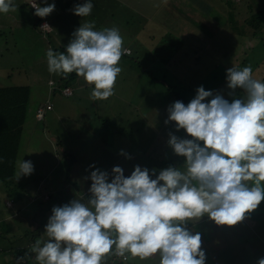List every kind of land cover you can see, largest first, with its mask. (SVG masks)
I'll list each match as a JSON object with an SVG mask.
<instances>
[{"label":"rangeland","instance_id":"1","mask_svg":"<svg viewBox=\"0 0 264 264\" xmlns=\"http://www.w3.org/2000/svg\"><path fill=\"white\" fill-rule=\"evenodd\" d=\"M31 1L33 0L29 2L28 0H14L17 6L15 12L0 13V87L16 84L29 86L30 101L45 102L51 95L50 101L53 104V110L47 112L44 123L40 122L37 125L35 123L31 126L33 132L30 131V133L31 136L34 134L33 140L25 137V143L20 144L22 148L17 156V161L22 159L31 161L34 166L33 173L30 176L21 177L19 180L15 176L12 181H0V222L3 223L1 226L3 227L5 224L10 232L6 234V240L0 238V242H4L3 245L7 247L3 252L4 256L0 258V263L9 262L11 256H8V252H10L8 247L10 244L14 248L13 252L18 253L20 249H15L14 245L23 243L31 237V234L32 237L34 236L32 238L34 241L44 236L45 226L52 214L51 208L63 206L81 196L87 199L91 187V180L88 177L92 171L96 169L106 171L109 174L110 182L112 169L119 166L122 168L125 177H129L136 166H140L142 169L146 167L143 164L142 158L145 157V153L142 148L147 144L149 146L148 149L146 148L147 152L153 153L156 149L162 148L164 143L169 146L168 132H172V129L175 128L167 127L162 120L155 122V119L162 116V110L168 101L171 100L170 102L174 104L177 100L172 97L168 99L170 92L167 91V86L157 84L158 89L152 90L153 87H150L146 81L140 80L139 69L135 67L136 61H132L133 67L128 71L130 77H124L123 82H121L122 71L126 62L124 56L118 65L122 71L116 79L115 94L104 100V103H100L104 106L103 110L102 108L101 110L93 108L86 111L89 109L86 92L83 95L77 94L75 96L73 94L64 96L59 92L51 94L47 83L48 76H51L46 60V52L49 48L54 52H63L59 48H66L72 39L73 32L79 28L81 23L95 21V30L98 29L97 27H101L98 30L118 28L123 41L128 43L129 47L140 45L149 47L145 51V57H143L145 60L150 51L155 49H151L152 46L170 43L168 41L175 37V34H170V36L164 34L166 31L174 32L183 37L182 40L185 43L181 50H177L175 55L172 53L170 56L177 60L176 70L173 72L180 75V78L177 80L172 75V79L168 80L169 84L175 82L176 86H181V84L185 86L187 83H193L198 85L197 88L203 86L206 91L219 92L230 102L233 95H229L230 90L227 88V70L233 66L242 69L244 66L237 65V63L243 52L246 55L251 44L257 47L264 40L263 38H254L252 43L243 42L244 44L235 51L233 48L228 50L229 63L224 66L219 56H216V59L213 58V54L217 52L214 45L216 44L218 50H221L224 42L222 39L225 35H234L242 31L249 35L251 32H258V29L263 31L262 22L258 23L253 18L251 19V13L246 15L241 11L240 13L235 12L234 15L240 20L231 22L227 15L231 6L225 0H207L210 4L205 0H92V12L85 18L74 15L72 9L76 4H82L86 0H47V4L44 3V0H37L41 7L55 3V10L48 16L50 20H48V24L50 27L52 25L53 28L45 33L39 30L37 21L46 20L35 16V9H29ZM245 1L249 2L250 0ZM195 5L198 8L194 9ZM249 6H253L252 3ZM201 8H203L204 14L200 13ZM193 12L197 16H193L191 14ZM262 14L264 16V10ZM209 15L214 16V18ZM197 20L203 25L207 24L209 28L220 30L221 42L212 39L211 46L207 44L209 41L205 38L200 39L199 28L202 27L201 23L199 22L200 24L195 27L193 22H198ZM252 24H259V26L254 28ZM6 25L8 26L6 27ZM152 27H155L156 34L159 32L156 37L152 31L151 33H144ZM167 27H170L169 30ZM129 34L131 37L128 36ZM141 34H145L144 37H141ZM149 34H151L150 38ZM178 42V40L173 39V43ZM191 43H197L195 47L202 46L209 59L205 60L206 57L202 54L201 60L198 59L200 62L195 61L193 64L189 59H194L197 55L194 51L195 47H188ZM212 58L215 62L220 63L221 67L210 65ZM143 59L141 60L144 61ZM248 65V61H245V66ZM125 67L128 68L129 64L127 63ZM221 74L224 75L223 78H219ZM54 76L57 82L60 81L58 75L55 74ZM253 76L264 82L262 80L264 65L254 68ZM80 83L82 82L80 81ZM214 86L218 87L214 89ZM88 87L92 91L93 87L89 85ZM172 90L181 98L183 93H186L184 89L179 90L178 87L174 86ZM234 96L236 98L242 97V90L237 89ZM162 104L164 105L163 109L160 107ZM100 114L112 125L117 124L118 130L126 132L130 129L132 133H129L125 139H119L118 136L116 139H112L111 136L106 135L103 124L96 119V116ZM27 115H29L28 112ZM162 119H168L167 114ZM144 121L163 139L150 137V139L143 141L140 136H145V131L142 133V130L140 136H138V131L142 128ZM124 126L127 127L124 128ZM44 128L47 129V133L43 132ZM66 128L67 132H65ZM54 136L60 140L62 145L60 148L62 151H66L68 156L62 154L57 158L62 151H59L55 145ZM110 144L117 148L115 153L119 154V159L113 166H108L111 163V158L106 156V150ZM122 152L123 155H121ZM160 153L161 151L156 154L160 156ZM57 160L59 161L56 164ZM154 162L159 164V159L155 158ZM68 165L70 169H73L72 173L70 171L67 173L64 167L60 170V166L67 167ZM15 171H17L16 165ZM41 177H47V181H40ZM43 182L49 184V188L45 191L42 186ZM24 185L27 187L18 191ZM16 190L22 195L21 200L14 203L15 206L13 207L5 206L9 203V201L5 202V199L15 200L14 191ZM261 204L264 205V201ZM46 207H49L50 211H47ZM13 211L14 216L19 211L20 214L16 218L4 220V216L10 215ZM204 218L205 221L199 225L201 231L190 225L187 227L190 228V231L201 234L202 250L206 257L205 264H257L258 259L264 258V220L261 216L254 218V220H261H257L258 222H252L253 219L247 216L241 223L233 227L217 226L207 216L202 217V221ZM23 221L27 223L24 225ZM28 223L29 227L27 226ZM227 228L229 230L226 231ZM0 231L3 235L5 234L1 228ZM204 237H210L211 240L205 241ZM237 254H239V258ZM137 259L139 264H148L147 259L135 258L133 260ZM156 264H158V258Z\"/></svg>","mask_w":264,"mask_h":264},{"label":"clouds","instance_id":"2","mask_svg":"<svg viewBox=\"0 0 264 264\" xmlns=\"http://www.w3.org/2000/svg\"><path fill=\"white\" fill-rule=\"evenodd\" d=\"M31 7L43 19L55 10V3L41 7L35 2ZM92 9V0H86L72 11L85 18ZM16 10L14 0H0V13ZM40 29L51 28L44 24ZM95 29V21L81 23L65 52H46L49 73H75L94 86V101L115 94L122 71L118 65L129 51L118 28ZM226 83L231 102L200 86L187 105L176 101L167 109L165 124L174 122L176 131L182 129L192 138L169 134V147L185 158L183 167L170 166L158 175L153 169V179L147 168L136 166L125 177L116 166L110 182L106 171H92L88 198L53 207L44 236L16 264L33 258L35 264H106L109 257L205 264L201 234L187 225L207 216L217 226L233 227L264 201V82L254 78L249 65L229 68ZM237 89L242 97L234 96ZM16 167L17 180L34 171L32 162L23 159ZM257 264H264V258Z\"/></svg>","mask_w":264,"mask_h":264},{"label":"trees","instance_id":"3","mask_svg":"<svg viewBox=\"0 0 264 264\" xmlns=\"http://www.w3.org/2000/svg\"><path fill=\"white\" fill-rule=\"evenodd\" d=\"M207 3L210 4V2H208L207 0H205ZM226 3H228L230 7V9L228 10V18L230 19L231 22H236L235 20H240L236 17L235 12L240 13V11L243 14L247 13H251V19L253 18L255 20V22H262V26H263V31L262 29H258V32H251L249 35L245 32H239L236 33L234 35H225L223 37V43H222V49L218 50L216 44L214 45L215 48L217 49V52H215L213 54V58L216 59V56H219L221 60V63L224 65L229 63L228 60V50H231L232 48L235 50H237V48L240 47V45H243L244 43L248 44V43H252L254 41V38H263L264 39V16H263V10H264V0H257L255 3V0L253 2V0H250L253 6H249L251 3L250 1L247 2L245 0H225ZM29 6V4H27ZM31 6V5H30ZM196 6V5H195ZM198 8V6L195 7ZM254 7V9H253ZM259 10H257V9ZM33 9V8H32ZM202 11H200L201 14L203 13V8H201ZM185 12V10H183ZM35 12V11H34ZM209 13V11H207ZM193 14V16H197L195 14V12L191 13ZM212 18H214V16L209 15ZM113 17V16H112ZM47 22L48 20L45 19ZM242 20V19H241ZM263 20V21H262ZM193 21L195 23V27H197V24H200L202 27L199 28L200 30V35L201 38H205L206 40L209 41V43H207L208 45H211V40L215 39L218 40V42L220 41V38L222 36H219V31L220 30H215V28H209V26L203 25L202 22H200L199 20ZM200 22V23H199ZM40 22L37 21V27L38 24ZM33 24V23H31ZM34 25V24H33ZM253 27H258L259 24H252ZM98 29H100L101 27H97ZM170 27H167V29ZM97 29V30H98ZM253 29V28H252ZM155 27L152 28H148L146 33H151V31L154 33V36L156 37L157 35H159V32L156 34L155 32ZM169 30V29H168ZM173 31V30H170ZM253 31V30H252ZM145 34H141V37ZM163 33L161 32V35ZM164 34L166 35H173L175 34V37L173 39L178 40V43H173V39L168 42L170 43H165V44H157V46H155L154 50H151V52L148 54V58L147 59H143V57H145V51L147 49V46H143L140 45L138 47H130L128 48L129 52L126 53L124 56V58L126 59L125 61H136V63L139 61V67L142 70V78H144L143 80L146 81V83L150 86L153 87V89H158V87H156L157 84H162L164 86H167V91L170 92V95L168 97V99L174 98L177 101H181L183 102L185 105H187L196 95V89L198 87V85L196 86L193 83H187L185 86L183 84H181V86H176L175 82H171L169 84L168 80L172 79V75L174 76L175 79L179 80L178 78H180V75L176 74L173 72V70H176V58L174 57H170L172 55V53H174L178 50H181L183 47V44L185 43V41H183V37L177 35L174 32H169L166 31ZM129 37H131V34L128 35ZM151 34H149V38H150ZM139 37V35H138ZM154 37V38H155ZM201 41V40H200ZM124 42V41H123ZM244 42V43H243ZM201 44V42H200ZM195 45L197 46V43H191L188 45L191 47H195ZM233 45V47H232ZM202 47V46H201ZM201 47H195L194 51L197 55L196 58L194 59H189L190 61H192V63L194 64L195 61H197L198 63L200 62L199 60H201V55H205V60L209 59V57H207V53L204 50V48L202 49ZM61 50H63V52H65V49L59 48ZM203 51V53H202ZM245 52H243L242 56L240 57V59L238 60L237 65H242L245 67V61H248L249 65H251L252 70L256 67H260V65H264V40L262 41L261 44L257 45V47H255L254 45L251 44L249 50H247L246 55H244ZM212 58V62L209 63L210 65L213 64L214 67H221V64L218 63L217 61L215 62V60ZM225 58V59H224ZM227 58V59H226ZM141 59H143L144 61H142ZM199 59V60H198ZM219 59V60H220ZM228 60V61H227ZM126 63V62H125ZM187 64H191V63H187ZM248 65V66H249ZM77 75L75 73H71L68 74L67 77H63L60 79V81H54V80H48V84H49V90L51 91V94H55L56 92H59L62 94V90L65 87H72L75 83V80L77 79ZM224 75H220L219 78H223ZM262 80L264 81V76L262 78ZM50 81H52L53 83H49ZM163 86V87H164ZM174 87H178L179 90L184 89L186 91V93H183L182 98L176 93L173 92L172 88ZM219 86V85H218ZM218 86H214V89H216ZM72 89V88H71ZM213 89V90H214ZM49 91V92H50ZM47 92V93H49ZM193 93V94H192ZM72 94H73V90H72ZM64 95V94H62ZM66 96V95H64ZM187 96H189L187 98ZM50 97L51 95H49V97L47 98V101L45 102H39V104H37L36 102H38L37 100H33L30 101V87L26 86V85H22V84H16V85H8V86H3L0 87V181L3 182H7V181H12L13 179H15V165H16V161H17V156L19 154L20 149L22 148L20 146V144L22 142H24V139L26 137V139H32L34 137V134L31 136V133L33 132V129H31V126L34 125L36 123V125L38 123H44L46 114L48 111L53 110V104L50 101ZM186 99H184V98ZM184 99V100H183ZM210 100V98H209ZM228 100V99H227ZM171 101V100H170ZM168 101L166 107H164L163 109V104L160 106L163 110H162V116L158 117L157 119H155V122H161L162 121H166L167 119H162L165 117V114H167L168 116V111L167 109L169 108V106L172 105V102ZM229 101V100H228ZM170 102V103H169ZM207 102V101H206ZM231 102V101H230ZM37 105H35V104ZM42 109L43 114H42V118H37L36 116V111L37 109ZM160 108V109H161ZM31 109H33V114L31 112ZM149 109V108H148ZM27 112L29 113V115H27ZM31 117L33 118V121L31 122ZM96 119H98L102 124L103 127L105 129V133L106 135L111 136L112 139H116V136H118L119 139H125L127 135H129V133H132L130 131V129L126 130V132H122L121 130H118L117 128V124L116 125H112L110 121H107L106 118H104L103 116H96ZM35 122V123H34ZM163 122V123H164ZM34 123V124H33ZM174 123V122H173ZM168 123L166 126L167 127H175L174 129H172V132H168V134H173L176 135L179 138L182 139H192L190 136L187 135V133L184 130H180V131H176V125L174 123ZM60 124V123H59ZM127 126H124V128H126ZM164 129V126H163ZM143 130V131H142ZM165 130V129H164ZM31 131V133H30ZM47 129H43V132L46 133ZM67 128L65 130V132H67ZM144 133L145 131V136H140L141 134ZM26 134H25V133ZM38 132V131H37ZM139 134L138 136H140L141 139L147 140L153 138H159V139H163L160 138L159 135H157V133L155 132V130L146 122L144 121L142 123V128L138 131ZM35 133V132H34ZM136 133V130H135ZM27 135V136H24ZM24 136V137H23ZM141 141V142H143ZM140 142V143H141ZM24 144V143H23ZM22 145V144H21ZM55 145H57L58 150L62 151V149L60 148L61 142L60 140L56 137L55 138ZM167 145V143H166ZM165 143L163 144V147L159 148L160 149H156L155 151H153V153H148L147 149L149 148V146L146 144V146H144L142 148L143 152L145 153V157H143V164L146 166L145 168H147L149 170V174L150 176L155 179L156 176L152 175V170L155 169L156 170V175L159 174L160 170H164L168 167H176V168H181L183 167V164L185 162V158L184 157H179L177 155L174 154L173 150L169 147L166 146ZM147 148V149H146ZM117 150L116 147H113L112 144H110V146L107 148L106 150V156L111 158V163L108 166H113L114 164L116 165L117 159H119V154L115 153V151ZM160 156L157 155V152H160ZM62 154H65V156H68L69 154L66 151H62L61 153H59V156H61ZM94 158V157H93ZM158 158L159 159V164L154 162V159ZM65 165V164H64ZM72 165V164H71ZM148 166V167H147ZM65 168L66 172L69 173V171H71L69 165L66 166H60V170H62V168ZM59 170V171H60ZM27 187V185H24L22 187V189L18 190L21 191L23 190V188ZM16 188H18V186H16ZM17 190L14 191L15 192V200L21 198V194L18 192ZM14 198V196H13ZM6 201H12L10 199H7ZM10 206V205H9ZM49 210V208H48ZM20 214V211L18 212V215ZM254 214V215H253ZM264 214V205H259L258 208L253 211L252 213H250L248 216L253 219L252 222H256L257 220H254V218H259L260 216L263 218ZM16 218V216H15ZM205 221V218L201 219V221L197 222L195 225L193 224H188L191 227H194L195 229H199V225ZM261 221V220H258ZM257 221V222H258ZM27 226L29 227V223L27 224ZM0 228L2 230H4V226L2 227L0 224ZM188 228V227H187ZM190 229V228H188ZM229 230V228L226 229V231ZM201 231V230H200ZM5 233V231H4ZM206 235V234H205ZM207 236V235H206ZM34 237V236H33ZM32 234L31 237L26 239L23 242V249L20 248L18 245H14L15 249H20V251L18 253H14L12 248V245L10 244L8 247V250H10V252H8V256L10 255L11 257H9V262H1L0 264H16V261L18 258L23 257L25 255V253L27 252L28 248L31 245V242L34 243L35 241L32 240ZM0 238L6 240V234H2L0 231ZM206 240L208 241L209 239L211 240L210 237H204ZM247 238V237H246ZM4 243V242H3ZM3 243L0 242V258L3 257V252L6 250L7 247H5V245H3ZM11 248V249H9ZM241 253V250H239ZM239 253V254H240ZM237 254V257L238 255ZM239 258V257H238ZM26 264H31L30 262H26Z\"/></svg>","mask_w":264,"mask_h":264},{"label":"crops","instance_id":"4","mask_svg":"<svg viewBox=\"0 0 264 264\" xmlns=\"http://www.w3.org/2000/svg\"><path fill=\"white\" fill-rule=\"evenodd\" d=\"M30 0H28V2H29ZM33 1H35L37 4H38V2H37V0H33ZM29 9H32V7L31 6H29ZM35 11V10H34ZM45 19H47V20H49V18H48V16L45 18ZM50 21V20H49ZM8 25H6V27H7ZM49 26H50V24H49ZM51 29L53 28V26L51 25V27H50ZM50 29V30H51ZM49 30V31H50ZM154 43V42H153ZM152 44V43H151ZM151 44H148V45H151ZM156 46V45H155ZM155 46H152L151 47V49H153V48H155ZM123 47L124 48H126V49H128V48H130L129 46H128V43H126V42H124V45H123ZM149 49V47H147V49L146 50H148ZM151 52V51H150ZM127 63L129 64V67L128 68H126L125 66L127 65ZM132 63L133 62H130V61H126V63H125V65H124V67H123V71H122V79H121V82H123V80H124V77H130V74H129V69H131L132 67H133V65H132ZM136 68L138 67V69H139V72H138V75H139V78H140V80H143L144 78H142V75H143V73H142V70H141V68L139 67V61L137 62V64H136V66H135ZM55 74H51V76H48V80H54V81H56V78H55V76H54ZM59 76V79H61V78H63L64 76H62V75H58ZM83 80V78H81V77H77V79L75 80V84L71 87L72 89H73V96H75V95H83L85 92H86V95H87V102L89 103V109H87L86 111H90L91 109H93V108H96V109H98V110H101V108H102V110H103V105H101L100 103H104L105 101L104 100H92V99H90V93H91V88H89L88 87V84L85 82V81H82ZM80 81L82 82V83H80ZM144 81V80H143ZM120 82V83H121ZM90 86V85H89ZM91 87H94V86H91ZM87 91H90V92H87ZM75 99H76V97H75ZM80 99V98H79ZM76 100H78V99H76ZM37 104H39V101L38 102H36ZM35 104V103H34ZM37 104H35V105H37ZM31 112H32V114H33V109H31ZM99 116H102L101 114L99 115ZM31 122L33 121V118L31 117ZM35 123V122H34ZM33 123V124H34ZM25 133V132H24ZM47 133V132H46ZM26 134V133H25ZM24 136H27V135H24ZM52 136V135H51ZM54 139H55V136H54ZM55 142V141H54ZM23 143H25V139H24V142ZM28 148H29V146H27ZM27 147H25V149H27ZM57 158H59V154H58V156H57ZM59 160H57L56 161V164H57V162H58ZM71 173L73 172V169H71V171H70ZM41 180H45V181H47V177H41L40 178V181ZM38 181H39V179H38ZM31 183H33L32 181H31ZM46 185V186H45ZM38 186H39V184H38ZM37 186V187H38ZM42 186H43V188H44V191L45 190H47L48 188H49V184H48V182H43L42 183ZM75 193V192H74ZM38 197V196H37ZM6 200L7 199H5V202H6ZM19 200H21V198H19V199H17L16 201H9V203H8V205L7 204H5V206H9V207H13V206H15V204L14 203H16V202H18ZM48 208L49 207H46V210L47 211H50V210H48ZM50 209V208H49ZM52 209V208H51ZM14 211L10 214V215H5L4 216V220H6V221H8L9 219H13V218H15V216H14ZM18 215V214H17ZM16 215V216H17ZM22 223H24V225L27 223V222H25V221H23ZM0 224H3L2 222H0ZM7 226H5V224H4V231H5V234H9L10 232H9V230L6 228ZM42 227V226H41ZM13 231H15L14 229H13ZM20 248H22L23 247V243H20V244H17ZM23 249V248H22ZM29 249V248H28ZM117 260V261H116ZM27 262H30L31 264H35V261H34V258L33 259H31V260H29V261H27ZM156 262H157V257H152V258H148L147 259V263L148 264H156ZM139 264V262H138V259L137 260H133V259H130V260H128V261H123L122 259H120V258H116V257H109L108 259H107V261H106V264Z\"/></svg>","mask_w":264,"mask_h":264},{"label":"built area","instance_id":"5","mask_svg":"<svg viewBox=\"0 0 264 264\" xmlns=\"http://www.w3.org/2000/svg\"><path fill=\"white\" fill-rule=\"evenodd\" d=\"M35 2L34 1H31L30 2V5H32V4H34ZM34 9V8H33ZM44 24H47V25H49L48 24V22L47 21H41L40 23H39V30L40 31H42V32H46V31H48L49 32V30L50 29H45V30H41L40 28H41V26L42 25H44ZM62 94H64V95H66V96H70V95H72V89L70 88V87H65V88H63V90H62ZM42 114H43V111H42V109H37V111H36V116H37V118H42Z\"/></svg>","mask_w":264,"mask_h":264}]
</instances>
